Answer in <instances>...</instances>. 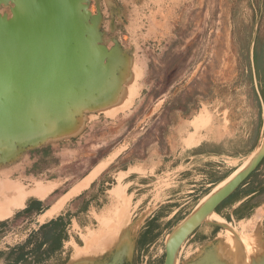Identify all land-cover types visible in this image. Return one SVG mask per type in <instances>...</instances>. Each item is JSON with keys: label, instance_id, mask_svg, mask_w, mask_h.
<instances>
[{"label": "rangeland", "instance_id": "374dc122", "mask_svg": "<svg viewBox=\"0 0 264 264\" xmlns=\"http://www.w3.org/2000/svg\"><path fill=\"white\" fill-rule=\"evenodd\" d=\"M85 4L91 16H99V44L107 51L116 46L122 59L117 68L137 75L136 95L128 108L112 116L86 114L88 119L75 136L6 151L0 179L26 189L37 183L53 185L46 203L53 202L102 162H109L112 172L171 156L169 140H177V125L194 129L191 121L202 110L209 119L198 131L223 124L238 132L258 133L264 122V0H86ZM12 7L10 2L1 3L0 15L9 18ZM1 222L0 264H4L6 249L28 234L32 222L31 217ZM197 255L200 252L184 248L174 261L191 264ZM229 257L225 253L218 260L229 263ZM163 260L164 252L153 264Z\"/></svg>", "mask_w": 264, "mask_h": 264}, {"label": "crops", "instance_id": "0c3cea01", "mask_svg": "<svg viewBox=\"0 0 264 264\" xmlns=\"http://www.w3.org/2000/svg\"><path fill=\"white\" fill-rule=\"evenodd\" d=\"M208 119V113L202 110L191 121L194 129L186 130L185 125H177V140H169L173 143L171 147L168 143L171 156L164 155L158 162L146 160L122 169L115 168L112 172L108 171V162L81 188L84 180L102 162L53 202L46 203L53 185L36 188L33 190L36 195L27 197L21 207L13 209L4 220H11L29 201L35 200L47 209L31 216L32 224L27 233L60 216L67 217L66 238L62 241L61 251L63 256H68L66 264L76 247H84V242L98 236L105 227L129 229L130 252L118 256L115 246L98 252V243H94L88 259L90 264H153V261L161 260L168 239L200 203L236 173L261 145L263 121L258 133L255 130L253 135L223 124L198 131ZM55 209L58 211L54 215L41 220ZM220 221L240 235L264 244V158L237 189L194 227L178 247L175 261L184 248L192 254L200 252L197 255L200 258L213 242H225L226 227ZM28 234L9 248L22 244Z\"/></svg>", "mask_w": 264, "mask_h": 264}, {"label": "water", "instance_id": "95a60500", "mask_svg": "<svg viewBox=\"0 0 264 264\" xmlns=\"http://www.w3.org/2000/svg\"><path fill=\"white\" fill-rule=\"evenodd\" d=\"M7 2L13 6L10 8L11 16L8 18L0 15V161L3 160L6 151L37 146L50 138H63L54 130L36 134H30V131L25 130L17 133V137H8L15 119L24 117L26 120H32L38 116L43 101L61 93L64 90L62 83L70 76L65 74L58 81L60 85L53 94L47 92L38 94L35 89L30 88L29 82L32 79L27 77L30 69L36 65L32 58L36 56L34 51L39 46L38 40L43 34L47 35L49 41L53 38L63 41L60 44V40L59 46L55 48L61 46L64 52L67 51V57L77 60L80 64L79 76L90 78L110 64L113 69L118 70L117 64L122 61L116 46L107 51L99 44L97 32L99 16L89 14L86 0H0V4ZM53 33L59 36H54ZM48 45L46 43L44 47ZM263 158L264 149L249 167L190 215L179 230L168 239L163 264H174L177 249L188 234L249 177ZM221 243L222 241L218 240L210 245L202 256L191 264H264V244L260 245V249L256 250L254 255L248 256V261L231 256L230 262L226 263L218 260L225 254L220 252Z\"/></svg>", "mask_w": 264, "mask_h": 264}, {"label": "bare ground", "instance_id": "6f19581e", "mask_svg": "<svg viewBox=\"0 0 264 264\" xmlns=\"http://www.w3.org/2000/svg\"><path fill=\"white\" fill-rule=\"evenodd\" d=\"M53 34L54 36H59L57 33ZM46 37L47 35L43 34L39 38V46L34 51L36 56L32 59L36 65L33 69H30L27 77L32 79L29 82L30 88L32 90L35 89L38 94H44L46 92L53 94L60 85L58 81L65 74L70 76L62 83L61 86L64 90L61 93L55 94L52 98L43 101L38 116L32 120H26L24 117L18 120L15 119L11 124L12 126L8 137H17V133L24 132L25 130L30 131V134L54 130L59 136L68 138L81 131L84 126V120L88 119L87 116L85 118L84 116L90 111L112 116L116 112L126 109L131 105L136 95L137 75L135 73L126 68L113 69V66L110 64L98 70L90 78H86L84 75L79 76L80 64L77 63V60L75 61L71 57H67V51L64 52L61 46L60 48H55L59 46L61 39L53 38L49 41ZM62 42L61 40L60 44ZM46 43L49 45L44 47ZM263 149L264 136L260 147L251 158L228 180L219 185L210 196L205 198L197 210L215 193L222 190L232 179L249 167ZM107 163L104 162L98 166L84 180L80 187H85ZM0 182V221H3L12 214L13 209L21 207L26 198L31 195H36V192L33 190L28 191L25 187L14 181L0 179ZM41 189L43 190V188ZM57 211L56 209L51 211L41 220L54 215ZM220 223L226 227L227 233L225 242L221 243L220 252L228 253L230 257L232 256L235 259L240 257L248 261L249 254H252V251L255 252L260 249L261 244L259 241L240 235L235 229L226 225L223 221H220ZM116 229L118 228L105 227L100 231L98 236L84 242V247L75 249L69 264L92 263L90 261L88 262V259L93 253L94 243H98V252H103L115 246L118 256L128 255L131 248L130 237L125 229L120 235L116 233ZM104 231H107V234H104ZM89 250L90 254L88 255Z\"/></svg>", "mask_w": 264, "mask_h": 264}, {"label": "trees", "instance_id": "16d2710c", "mask_svg": "<svg viewBox=\"0 0 264 264\" xmlns=\"http://www.w3.org/2000/svg\"><path fill=\"white\" fill-rule=\"evenodd\" d=\"M262 58L264 60V48ZM46 209L43 203L32 200L12 219L24 217V220H27L33 214L39 215ZM3 224L4 222H0V227ZM67 226V217L63 216L43 224L36 231L30 232L22 244L8 249L4 264H66L68 256H63L61 251Z\"/></svg>", "mask_w": 264, "mask_h": 264}, {"label": "flooded vegetation", "instance_id": "af4514ba", "mask_svg": "<svg viewBox=\"0 0 264 264\" xmlns=\"http://www.w3.org/2000/svg\"><path fill=\"white\" fill-rule=\"evenodd\" d=\"M42 186H44V185H42L41 183H37V184L35 185L34 188L27 189V190H35L36 188H40V187H42ZM128 236H129V235H128ZM76 248H81V247H76ZM76 248H75V249H76Z\"/></svg>", "mask_w": 264, "mask_h": 264}]
</instances>
